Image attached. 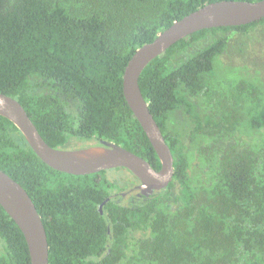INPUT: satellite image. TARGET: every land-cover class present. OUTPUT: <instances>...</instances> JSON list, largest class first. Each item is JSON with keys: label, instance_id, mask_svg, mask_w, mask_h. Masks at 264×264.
Returning <instances> with one entry per match:
<instances>
[{"label": "trees", "instance_id": "1", "mask_svg": "<svg viewBox=\"0 0 264 264\" xmlns=\"http://www.w3.org/2000/svg\"><path fill=\"white\" fill-rule=\"evenodd\" d=\"M218 1L0 0V93L24 107L53 148L101 139L160 170L125 100V69L139 48ZM139 85L173 153L174 176L136 202L113 197L129 179L117 169L54 170L0 116V169L42 217L49 264H264V19L192 34L154 59ZM69 102L78 105L77 124ZM180 110L186 134L169 128ZM0 264H31L1 205Z\"/></svg>", "mask_w": 264, "mask_h": 264}, {"label": "water", "instance_id": "2", "mask_svg": "<svg viewBox=\"0 0 264 264\" xmlns=\"http://www.w3.org/2000/svg\"><path fill=\"white\" fill-rule=\"evenodd\" d=\"M264 19V0L218 1L210 3L176 21L157 38L139 48L130 59L123 76L125 100L140 123L160 162L161 169L122 145L102 141L100 146L81 149L53 148L46 143L24 107L14 98L0 93V116L10 120L23 134L36 155L49 167L74 176L93 175L124 168L135 175L143 196L168 187L174 176V156L161 128L144 98L139 80L144 69L179 41L205 29L248 25ZM109 200V199H108ZM0 205L23 233L31 264H49L47 231L32 198L14 179L0 169ZM103 205L100 212L103 213Z\"/></svg>", "mask_w": 264, "mask_h": 264}, {"label": "flooded vegetation", "instance_id": "3", "mask_svg": "<svg viewBox=\"0 0 264 264\" xmlns=\"http://www.w3.org/2000/svg\"><path fill=\"white\" fill-rule=\"evenodd\" d=\"M234 66H232V70L234 71L233 69ZM241 67V66H240ZM237 71H239V67H237ZM235 72V71H234ZM244 73H247V74H244ZM230 74H233L235 77H244V76H247L249 75L250 73L248 72H239V73H231ZM77 108H78V105L77 103H72V102H69L67 105H66V109H68V112L72 115H73V120H74V124H77L78 121V111H77ZM174 117H176L177 121H176V124H174L173 122L174 121ZM179 124H180V127H179ZM190 127V130H191V124L184 118V116L182 115V112L181 110L176 112L175 114H172L170 120H169V128L171 130H174L176 132H179V130L184 127ZM189 130V131H190ZM182 133V132H180ZM89 141V144H88V147H92V146H100L102 144V141L104 140H101V139H91V140H88ZM76 143V142H79V140L77 139H73V142L72 143ZM87 148V147H86ZM67 149V148H66ZM68 150H72V149H68ZM173 154V153H172ZM127 175V174H126ZM135 176V175H134ZM132 177V175H131ZM130 176L128 177L129 179L127 180L128 182L126 184H124V187H125V190L124 191H121L119 192L118 194L114 195L113 197H116V198H120L119 201L120 202H127V203H130V202H136L137 200H141V198H145L146 199V196H143L141 193H140V190L137 188L140 184V181L139 179L137 178L136 179H132ZM130 180V181H129ZM173 180V179H172ZM134 181V182H133ZM171 183V182H170ZM130 184V185H129ZM170 185V184H169ZM168 185V186H169ZM166 189V188H165ZM164 190V189H163ZM161 191V190H160ZM158 192V191H156ZM155 193V192H154ZM153 195V194H152ZM151 195V196H152ZM150 197V196H149Z\"/></svg>", "mask_w": 264, "mask_h": 264}, {"label": "rangeland", "instance_id": "4", "mask_svg": "<svg viewBox=\"0 0 264 264\" xmlns=\"http://www.w3.org/2000/svg\"><path fill=\"white\" fill-rule=\"evenodd\" d=\"M174 119V121L175 122H173L174 124H176V121H177V119H176V117H174L173 118ZM179 127H180V124H179ZM189 130H190V127L188 126V127H186V128H184V127H182L180 130H179V132H182L183 134H186V133H188L189 132ZM79 140V139H78ZM88 144H89V141L88 140H79V142H74V143H72V142H70V143H68L66 146H65V148L67 147V149H81V148H86V147H88ZM118 170V172L119 173H121V174H123L125 177H131V172L129 171V170H127V169H124V168H118L117 169ZM127 174V175H126ZM133 177V176H132ZM131 177V178H132ZM133 179V178H132ZM134 182V181H133Z\"/></svg>", "mask_w": 264, "mask_h": 264}]
</instances>
